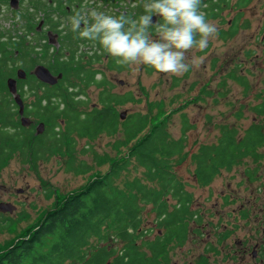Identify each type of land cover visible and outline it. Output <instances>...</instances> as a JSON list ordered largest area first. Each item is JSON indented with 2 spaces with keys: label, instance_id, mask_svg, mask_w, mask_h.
I'll return each instance as SVG.
<instances>
[{
  "label": "rangeland",
  "instance_id": "obj_1",
  "mask_svg": "<svg viewBox=\"0 0 264 264\" xmlns=\"http://www.w3.org/2000/svg\"><path fill=\"white\" fill-rule=\"evenodd\" d=\"M95 1L99 3L98 0H90V5ZM232 1V4L236 2ZM17 5L15 10L9 4L4 8L3 16L0 15V32L7 33L4 40L12 37L18 44L23 38L21 27L26 24L29 15H32L30 20L33 17V21L41 20L47 11L34 9L30 0ZM135 8L127 1L122 11ZM91 11L87 7L83 10ZM108 11L115 13L119 10L113 8ZM230 12V7H226L224 15L227 19ZM56 16L59 18L60 15ZM65 19L69 20L64 18V22ZM207 20L216 25L217 34L210 39L206 50L193 49L189 52L200 63L182 76L157 73L148 66L139 65L129 66L123 71L109 70L105 60L96 67L104 70L107 89L118 95H133L135 102L118 107L120 115L153 114L160 120H166L167 131L172 138H186L185 160L178 163L177 158L173 170L193 196V210L198 214L200 223H193L195 217L189 220L186 239L182 243L168 244L167 258L161 264H202L203 258H206L204 264H255L250 252L255 245L262 243L264 229V145L258 150L261 155L259 160L247 157L238 161L231 170L222 169L208 186L202 185L196 178L192 156L203 145H216L222 138L224 126L238 130L241 139L252 125H264V119L253 110L264 99V0H252L244 9L242 31L234 38L219 33L218 29L223 27L219 20ZM151 35L156 38L155 31ZM29 41L32 45L34 38ZM55 47L58 48L57 44ZM31 57L38 60L43 56ZM20 62L10 64L29 68L26 63L23 65ZM39 65L47 67L44 63ZM239 78H243L247 86L240 83ZM101 91L96 87L87 89L82 100L88 102V107L82 108L83 111L100 105ZM10 95L14 102V95ZM26 99L31 104L36 97L27 91ZM40 124L38 121L33 123L37 129ZM187 125L192 128L185 129ZM262 131L264 133V128ZM75 141L76 166L83 162L93 167V172L87 175L68 169L71 157L68 147L62 153L45 155L44 159L35 163H30V159L28 161L18 153L0 171V204L8 203L16 208L11 214L0 212V254L39 221L57 199L77 191L98 173L104 174L109 165L99 166L101 158L110 156L115 159L121 155L118 150H126L116 146L124 141L121 130L103 133L94 140L77 137ZM86 148L89 151L83 153ZM246 170L250 176L245 175ZM135 174L132 169L130 178L137 176ZM169 200L172 205L175 203L172 197ZM23 215L25 219H20ZM5 219H12L13 225L5 227L8 224ZM142 226L149 231L146 240L153 241L164 233L151 206H146ZM115 245L118 249L122 246L119 243Z\"/></svg>",
  "mask_w": 264,
  "mask_h": 264
},
{
  "label": "trees",
  "instance_id": "obj_2",
  "mask_svg": "<svg viewBox=\"0 0 264 264\" xmlns=\"http://www.w3.org/2000/svg\"><path fill=\"white\" fill-rule=\"evenodd\" d=\"M66 2L74 7L78 0H30V5L47 11L46 23H51L55 12L66 15ZM251 2L243 0L242 5L247 6ZM53 6L57 11L55 8L50 11ZM33 19L27 22L30 30L33 29ZM12 39L9 38L8 51L5 48L0 51V171L18 151L23 157L37 162L45 155L62 153L68 147L71 155L68 169L87 175L93 172V167L83 162L76 166L75 139L94 140L103 133L118 130L123 132L124 141L116 146L126 150H118L121 155L115 159L110 156L101 158L98 165L108 164L107 171L104 174L96 171L98 174L87 184L57 199L39 221L0 254V264H161L168 243L175 237L182 243L189 232V220L197 214L191 210L193 196L173 170L177 158L178 163L185 160V136L172 138L167 131L166 120H160L153 114H129L122 120L118 107L135 102L133 95L113 93L107 89L105 78L96 79L97 72L84 70L80 64L74 66V57L70 65L64 67L52 63L57 58L56 55L51 56L48 49L38 60L28 55L24 57L22 52L17 55L18 46ZM27 58H31L34 65L44 63L54 74L63 73V79L55 87L39 82L32 74L19 84L20 91L28 85L26 89L36 97L26 109V115L47 124L40 136L35 135L33 126L15 125L14 116L19 112L14 111L17 106H12L15 103L6 85L8 78L16 77L17 66L13 68V65L18 60L26 62ZM108 64L109 70L123 71L127 68L116 65L110 56ZM238 80L247 85L243 78ZM92 85L102 88L100 107L83 111L88 102L78 97L86 95ZM70 87L75 90H70ZM39 91L43 93L39 95ZM253 110L264 119V99ZM241 116L242 113L239 114ZM186 127L192 128L190 125ZM263 128V124H254L240 139L238 130L222 127V138L216 145H203L192 156L198 181L208 186L222 169L231 170L246 157L259 160L258 150L264 145ZM9 129L21 131L13 133ZM88 151L86 148L83 153ZM132 169L137 176L130 178ZM170 197L175 200L173 205ZM146 206L152 207L159 228L164 230L153 241L145 239L149 231L142 226ZM20 219H25V215ZM5 220L7 228L14 223L12 219ZM116 243L122 245L120 249Z\"/></svg>",
  "mask_w": 264,
  "mask_h": 264
},
{
  "label": "clouds",
  "instance_id": "obj_3",
  "mask_svg": "<svg viewBox=\"0 0 264 264\" xmlns=\"http://www.w3.org/2000/svg\"><path fill=\"white\" fill-rule=\"evenodd\" d=\"M202 0H146L144 14L129 18L92 10L69 18L72 32L113 58L118 66H148L157 73L182 76L198 66L193 49L204 51L217 34ZM156 18L153 39L150 29Z\"/></svg>",
  "mask_w": 264,
  "mask_h": 264
},
{
  "label": "flooded vegetation",
  "instance_id": "obj_4",
  "mask_svg": "<svg viewBox=\"0 0 264 264\" xmlns=\"http://www.w3.org/2000/svg\"><path fill=\"white\" fill-rule=\"evenodd\" d=\"M17 1H18V3L26 2L25 0H17ZM127 1H129V5H134V6H136V8L132 9L131 11H128L127 9L122 11V9H124V5H126ZM7 2L11 6L12 9H14V10L16 9V6L14 4H12V0H0V15L1 16H3L4 8L8 7ZM80 2H81V5H79ZM96 2L97 1H95L93 5H90V0H78V3L74 7L69 6L70 4H68L66 2V4H65L66 5L65 8H67L66 15H63L62 13L58 12L55 9L57 12H55L53 15L54 16L53 22L46 23V19L44 16V18L41 20L33 21V24H32L33 29L32 30H30V26L27 23L30 21V17L32 16V15H29L30 17L27 19L26 24L21 27L22 28L21 34L23 35L22 36L23 38L21 37L22 41L19 39V41H21V42H18V44H17L18 50L16 51V54L19 55L22 52L24 57H26L25 55H28L30 57H31V55L32 56H36V55L43 56L42 54H44L45 50L47 51V49H48L49 51H52V53H53L52 55H56L57 59H54L52 61L53 64L59 63L64 67H68L70 65V63L72 62L71 59L74 57L75 58L74 66L78 67V65L80 64L83 66L84 70L89 69L92 72H97V75H96L97 80L103 79L104 78V72H103L104 70L100 69L99 67H96V65H100V63L104 62V60H105V62L107 63V69H109L108 68L109 67L108 66L109 65L108 64L109 55L104 53L103 51L99 50L97 47L93 46L88 41L78 38V34L71 31L70 25H69V20L66 21V19H65L66 22H64V18H70L72 15H74L78 11L83 12V10L86 9V7H87V8H91V10L104 12L106 14H110V15H114V16H119V15L123 14L129 18L134 19V18H137L139 15L144 14L143 4L146 2V0H140V1L139 0H98L99 3H96ZM242 2H243V0H236V2L234 4H232L233 3L232 0H202L203 6H202L201 10L205 14L206 19L212 18V19H214V21H216V20L220 21V23L223 25V27L218 29V31H219V33H221V35H223L227 38H230V37L234 38L237 35H239L240 32L242 31L241 26L243 25L242 22H243V17H244V9H246L249 6V4L247 6H243ZM139 3H140V5L138 6ZM54 5H56V4L54 3ZM82 6L84 8H82ZM226 7H230V9H231V12L228 13V16H229L228 19L224 15L225 11H226ZM113 8H116L119 11L115 12V13H110L108 11V9H113ZM56 15H60L59 18ZM23 19H24V17H23ZM155 22H156V18L153 17V23L155 24ZM154 28H155V26L153 25V28L150 29L151 34H152V32H154ZM44 35H46L45 39L43 38ZM6 36H7V33L5 34V33L0 32V51L3 50V48H5V50H7V51L9 49V47H8L9 40L8 39L4 40V39H6ZM32 37L34 38V43L31 45L29 39ZM36 39H37V41H36ZM40 40H42V42H39ZM56 44H57L58 48L55 47ZM31 58H27L26 62H25V60H22L19 63V64H23V65L26 63L29 66L30 70L29 71L26 70L27 66H25L24 68H21V66H19V67L17 66L16 76H17V71L20 69H23L24 71H26L27 77L29 74L30 75L32 74L36 78V76L33 74V72L36 70V68L38 66H41V65H39L40 63L34 65ZM34 59H36V57L33 58V60ZM15 67L16 66H13V68H15ZM46 68H48V67H46ZM50 72L55 77L62 75V78L56 84V85H58L59 82L63 79V73L61 72L58 74H54L51 70H50ZM10 78H13V77H10ZM26 79H24V80L18 79V84H17L18 85L17 86L18 87V94L21 96V99H22L23 104H24V116L28 117L31 120L32 124L30 127H32V126L34 127L35 135L40 136L41 134H38V129L36 128V126L33 125V123L35 121H39V120L32 117V116L26 115V109L34 103L33 102V103L29 104L26 101L27 100L26 94H27V91H29V89H26V88H28V85H25V87L22 89V91L19 90L20 82L25 81ZM72 81L76 82L75 79H72ZM39 82H41V81H39ZM43 84H45V83H43ZM6 85H7V81H6ZM46 85L50 86V87L56 86V85H49V84H46ZM243 85L247 86L246 84H243ZM90 87L98 88L95 85H92ZM90 87H88V88H90ZM98 89L101 90L102 88H98ZM70 90L74 91L75 89L70 87ZM85 91H86V89H85ZM42 93H43V91H41L40 94L39 93L38 94L41 95ZM84 96L85 95H81L80 97H78V99H82ZM191 99L196 100L194 97H192ZM14 103H15V105H12V106H17V109H15L14 111L18 110V112H19V115L14 114L15 115L14 116L15 121H16L15 125L20 123L21 126L24 127L22 125V116L20 115V107L17 105L16 101H14ZM94 107H96V105L93 106L92 108H94ZM16 117H18V120H16ZM40 123H44V122H40ZM62 125H64V122H62ZM27 128H29V127H27ZM45 128H47L46 125H45ZM9 130L13 133H15L16 131H18V132L21 131L20 129H9ZM18 153H20L22 156V153L20 151H18L14 155H16ZM14 155H12V156H14ZM27 159L29 161V157ZM246 159H248V158L246 157ZM9 160L10 159H8V161ZM30 163H35V162L30 160ZM195 165H196V163H195ZM245 175L250 176L249 172L247 170L245 171ZM257 178H258V176H257ZM193 205H194V202H192V204H191V210L194 212ZM197 216H198V214L195 215V220L193 221V223H195V224L200 223V221L197 220ZM244 216H246V213H244ZM177 241L180 242L179 239H177V237H175L168 244H174ZM167 251H168V246H167V250L163 256L164 260H165V258H167V254H168ZM247 251L248 250H246L245 252H247ZM250 253H251L252 258L255 260V264H264V229H263L262 243L255 245L253 247V251ZM204 261H206V258H203L202 264H204Z\"/></svg>",
  "mask_w": 264,
  "mask_h": 264
},
{
  "label": "water",
  "instance_id": "obj_5",
  "mask_svg": "<svg viewBox=\"0 0 264 264\" xmlns=\"http://www.w3.org/2000/svg\"><path fill=\"white\" fill-rule=\"evenodd\" d=\"M12 4L15 6L18 4L17 0H12ZM33 74L36 76V78L41 81L42 83L49 84V85H56L58 81L62 78V75H59L58 77H55L48 68L44 66H38L36 70L33 72ZM17 78H9L7 80V87L12 95H14L15 101L17 105L20 107V115L22 116V125L24 127H28L31 124V121L28 117L24 116V104L21 99V96L18 94V79L24 80L27 78V73L23 69H20L17 71ZM121 119L125 120L126 114L122 113ZM45 130V124H40V127L38 128V134H43ZM15 207L12 204L8 203H1L0 204V212L2 213H13L15 211Z\"/></svg>",
  "mask_w": 264,
  "mask_h": 264
}]
</instances>
